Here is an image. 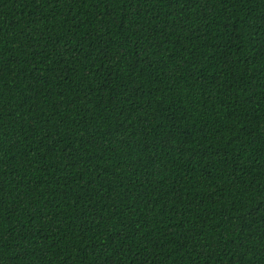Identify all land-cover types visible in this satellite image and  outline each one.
Wrapping results in <instances>:
<instances>
[{"label":"trees","instance_id":"obj_1","mask_svg":"<svg viewBox=\"0 0 264 264\" xmlns=\"http://www.w3.org/2000/svg\"><path fill=\"white\" fill-rule=\"evenodd\" d=\"M0 264H264V0H0Z\"/></svg>","mask_w":264,"mask_h":264}]
</instances>
